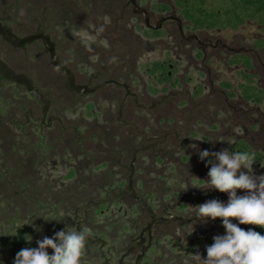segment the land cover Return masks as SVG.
Returning <instances> with one entry per match:
<instances>
[{"label":"flooded vegetation","instance_id":"af4514ba","mask_svg":"<svg viewBox=\"0 0 264 264\" xmlns=\"http://www.w3.org/2000/svg\"><path fill=\"white\" fill-rule=\"evenodd\" d=\"M180 1L0 0V63L42 97L0 69V264L82 226L83 264H185L226 234L189 216L228 194L191 183L203 150L264 175V35L239 33L264 25L201 27Z\"/></svg>","mask_w":264,"mask_h":264},{"label":"clouds","instance_id":"9594fccd","mask_svg":"<svg viewBox=\"0 0 264 264\" xmlns=\"http://www.w3.org/2000/svg\"><path fill=\"white\" fill-rule=\"evenodd\" d=\"M96 31L97 34L103 33V25ZM73 35L90 49L86 35L75 31ZM210 154L215 156V162L208 159ZM199 157L202 161L207 159L211 166L205 183H191L192 187L215 189L227 193L229 199L226 204L218 199H210L192 206L189 217L195 215L204 223H207L209 218L213 221L222 218L226 234L213 237L214 242L207 246L206 258L200 254L188 256L185 264H264V235L254 229L245 230L239 226L264 227V175L253 174L256 161L254 155L239 151L229 153L224 149L217 152L203 150L199 152ZM238 190H244L245 194L238 195ZM60 218L62 214L53 219ZM232 218H236L238 223H233ZM6 234L13 235L10 232H5L4 235ZM90 236L89 229L83 226L79 230H60L52 237L45 236L38 240V247L19 250L13 264H83ZM49 248L53 250V254H49Z\"/></svg>","mask_w":264,"mask_h":264},{"label":"trees","instance_id":"16d2710c","mask_svg":"<svg viewBox=\"0 0 264 264\" xmlns=\"http://www.w3.org/2000/svg\"><path fill=\"white\" fill-rule=\"evenodd\" d=\"M194 24L210 28H238L247 20L264 25V0H181Z\"/></svg>","mask_w":264,"mask_h":264},{"label":"water","instance_id":"95a60500","mask_svg":"<svg viewBox=\"0 0 264 264\" xmlns=\"http://www.w3.org/2000/svg\"><path fill=\"white\" fill-rule=\"evenodd\" d=\"M54 60L56 62V59H54ZM0 69L4 72V74L8 78H11V79H14V80H17L20 82H24L33 95H35L39 99H42L40 94L36 90H34L33 84H32L30 79H27L21 75L16 74L13 70H11L9 67H7L4 63H0Z\"/></svg>","mask_w":264,"mask_h":264},{"label":"rangeland","instance_id":"374dc122","mask_svg":"<svg viewBox=\"0 0 264 264\" xmlns=\"http://www.w3.org/2000/svg\"><path fill=\"white\" fill-rule=\"evenodd\" d=\"M239 33L245 38L246 43L251 44L253 39L256 38L258 35H264V32L255 24H246L243 26Z\"/></svg>","mask_w":264,"mask_h":264}]
</instances>
